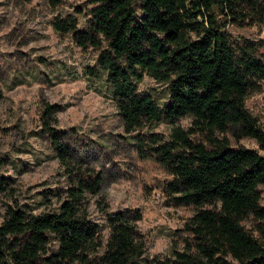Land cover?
<instances>
[{"label": "trees", "instance_id": "trees-1", "mask_svg": "<svg viewBox=\"0 0 264 264\" xmlns=\"http://www.w3.org/2000/svg\"><path fill=\"white\" fill-rule=\"evenodd\" d=\"M90 2L86 28L73 14L53 24L77 45L99 50L97 66L113 87L125 131L192 117L190 127L175 125L168 137L134 136L139 156L154 157L172 175L164 190L173 203L196 210L184 224L183 246L151 264H264V125L246 106L264 79V51L258 40L227 29L249 18L264 21V0ZM145 74L167 83V102L139 91ZM58 110L46 103L41 116L67 180L50 191L58 207L32 213L9 205L0 214V264H143L138 209L106 213L107 240L91 218L89 196L101 194L105 174L52 126ZM231 137L254 138L258 147ZM6 163L0 156V193L11 188L1 172ZM248 218L263 238L246 227Z\"/></svg>", "mask_w": 264, "mask_h": 264}, {"label": "rangeland", "instance_id": "rangeland-1", "mask_svg": "<svg viewBox=\"0 0 264 264\" xmlns=\"http://www.w3.org/2000/svg\"><path fill=\"white\" fill-rule=\"evenodd\" d=\"M92 6L90 0H63L56 6L48 0H0V156L7 160L1 172L12 179L11 188L0 193V214L9 205L32 213L58 207L50 191L62 189L67 180L41 118L44 105L55 103L59 110L52 126L67 132L74 153L105 174L101 194L89 196L88 206L103 239L110 233L106 213L138 209L142 263L151 264L183 246L184 224L196 210L173 203L164 190L172 175L154 157L139 156L134 136L154 132L168 137L175 125L190 127L192 117L125 131L113 87L97 66L99 50L77 45L72 33H61L53 24L57 17L73 14L78 26L86 28ZM252 19L227 29L234 37L258 40L264 51V21ZM92 66L97 75L90 72ZM138 86L161 104L168 101L167 83L145 74ZM246 106L264 125V79L247 96ZM231 140L258 147L251 137ZM244 224L262 237L255 220Z\"/></svg>", "mask_w": 264, "mask_h": 264}]
</instances>
